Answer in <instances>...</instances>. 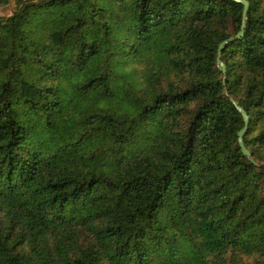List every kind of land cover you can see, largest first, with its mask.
<instances>
[{"label":"trees","instance_id":"trees-1","mask_svg":"<svg viewBox=\"0 0 264 264\" xmlns=\"http://www.w3.org/2000/svg\"><path fill=\"white\" fill-rule=\"evenodd\" d=\"M247 1L240 38L235 0L13 1L0 264H264V0Z\"/></svg>","mask_w":264,"mask_h":264},{"label":"water","instance_id":"water-1","mask_svg":"<svg viewBox=\"0 0 264 264\" xmlns=\"http://www.w3.org/2000/svg\"><path fill=\"white\" fill-rule=\"evenodd\" d=\"M235 1H238L240 3L243 4V14H242V24H241V29L240 31L237 33V35L234 37V38H240L242 37L243 35V26H244V21H245V18H246V11H247V8H248V1L247 0H235ZM232 38H229V39H226V40H223L222 42H220L219 46H218V50H217V57H216V62H217V66L218 68L224 72L225 71V65L224 63L221 61L220 59V53H221V50L222 48L231 40ZM223 83H225V80L223 79ZM232 103L234 104V106L236 107V109L240 112V114L242 115L243 117V120H244V126L238 131V143L240 145V148L243 152V154L249 158L253 163L256 164V162L251 158V154L249 152V150L245 147L244 143H243V135L246 131V128H247V125L249 123V117L247 115V112L238 104V102L236 100H233L231 99Z\"/></svg>","mask_w":264,"mask_h":264},{"label":"rangeland","instance_id":"rangeland-1","mask_svg":"<svg viewBox=\"0 0 264 264\" xmlns=\"http://www.w3.org/2000/svg\"><path fill=\"white\" fill-rule=\"evenodd\" d=\"M13 1L14 0H11V4H8L7 6L0 7V15H8L12 11Z\"/></svg>","mask_w":264,"mask_h":264}]
</instances>
